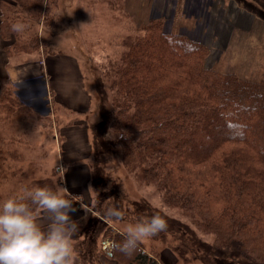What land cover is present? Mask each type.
Returning <instances> with one entry per match:
<instances>
[{
  "label": "rangeland",
  "instance_id": "obj_1",
  "mask_svg": "<svg viewBox=\"0 0 264 264\" xmlns=\"http://www.w3.org/2000/svg\"><path fill=\"white\" fill-rule=\"evenodd\" d=\"M200 1L202 7L207 5V17L204 13L186 17L185 11L196 12L189 9L192 4L186 0H48L44 16L37 21L36 14L24 13L17 22L23 21L27 28L14 34L11 30L6 33L1 20L3 7L13 0H0V81L8 79L12 91L15 88L16 101L21 102L13 106L12 112L0 109V203L20 195L25 186H63L59 149L71 150L78 138L64 137L69 128L63 127L78 117L89 119L93 150L89 158L82 159L92 169L89 187L79 183L78 189L83 193L86 189L87 193L69 194L72 200L79 199L76 205L82 202V208L69 213L79 228L74 243L80 264H116L103 255L104 242H115L116 234H122L127 224L156 214L167 220L168 228L140 246L158 253L163 259L161 264L228 262L215 253L212 256V238L197 230L180 208L167 205L154 185L125 170L113 133L108 131L102 137L104 141L110 138L111 144H102L99 136L108 98L103 68L118 57L123 40L132 35L134 28L146 25L150 19L164 24L174 13V32L185 25L187 29L195 28L206 46L205 65L247 79H259L264 73V0ZM245 11L251 13L252 23L235 25L237 16L241 19ZM48 57L56 64L54 67L65 69L60 70L64 75L60 85L52 80L48 87V77L39 67L41 59ZM45 88L51 92L45 98L46 104L42 97ZM63 96L71 102L72 110L63 104ZM79 174L82 181L87 172ZM112 207L125 212L122 221L108 219L105 213ZM40 223L46 227L48 216Z\"/></svg>",
  "mask_w": 264,
  "mask_h": 264
},
{
  "label": "trees",
  "instance_id": "obj_2",
  "mask_svg": "<svg viewBox=\"0 0 264 264\" xmlns=\"http://www.w3.org/2000/svg\"><path fill=\"white\" fill-rule=\"evenodd\" d=\"M47 1L5 2L6 33L24 13L38 21ZM186 1L196 10L185 11L186 17H207V5ZM173 15L164 24L150 19L134 28L118 57L103 68L108 98L99 136L111 144L102 137L113 133L125 170L154 185L167 205L180 208L212 238V256L227 264H264V73L247 79L205 65L201 37L186 25L174 32ZM9 83L0 81V109L12 112L21 102ZM43 93L45 102L48 90ZM115 237L117 244L123 239L121 233ZM109 259L162 262L141 246L132 255L114 251Z\"/></svg>",
  "mask_w": 264,
  "mask_h": 264
},
{
  "label": "clouds",
  "instance_id": "obj_3",
  "mask_svg": "<svg viewBox=\"0 0 264 264\" xmlns=\"http://www.w3.org/2000/svg\"><path fill=\"white\" fill-rule=\"evenodd\" d=\"M26 28L24 22L11 25L14 34ZM74 210L69 193L58 186H25L20 195L6 198L0 203V264H80L74 243L79 228L69 215ZM42 213L48 214L46 227L40 223ZM105 214L113 221L125 217L118 207L107 209ZM167 228L164 217L152 215L127 224L122 241H105L103 250L109 258L114 251L132 255L144 240Z\"/></svg>",
  "mask_w": 264,
  "mask_h": 264
},
{
  "label": "crops",
  "instance_id": "obj_4",
  "mask_svg": "<svg viewBox=\"0 0 264 264\" xmlns=\"http://www.w3.org/2000/svg\"><path fill=\"white\" fill-rule=\"evenodd\" d=\"M248 13L249 12H247V11H245V13H242L240 15L241 19H239L237 16V20L234 21V24L237 26H242V27L250 25L253 21V18L251 17V13H249V14ZM74 61L75 60L73 59L72 60L73 65H74ZM64 63H66V62L64 61ZM54 65H56V64H54L53 61L49 59V57H48V59L42 58L40 61L39 67H40V69L43 70L45 76L48 77V80H49L48 87L51 86L52 80H56L57 85H60L62 83V79L64 77V75L60 73V70L61 69L65 70V69L63 67H54ZM68 65H70V64H68ZM68 65L66 67V70H68ZM207 66H209V63L207 64ZM10 70H11V68H8V70H7L8 75H9ZM52 87H54L53 84H52ZM48 93H51V92L48 90ZM54 98L56 100V98H58V97L55 96ZM64 98L66 99V101L63 104L66 107H68L70 110H72L71 102L68 100L67 97H64ZM54 105H55V102H54ZM72 120H74L73 124H69V125H66L63 127L65 129H67L66 127L69 128L66 130V134H64V137H66L68 139H71L73 137H78V138L75 140V141H77V143H75L76 146H74L71 150H69L68 147L67 148L63 147L62 149H59L60 160L62 163L61 174H62L63 186H61V187L66 189L70 195L72 193H75L77 196V195H81V193H83L82 190L78 189L79 186H77V185H79V183H83L85 188L89 187L90 171L92 169L89 165V162L82 161V159L83 158H89L91 156L93 148H91L90 141H89V133H88L89 119H86L83 117H78V118L72 119ZM85 147H87V148H85ZM78 155H81V156H78ZM74 156H76V157H74ZM76 159H78V162H75ZM83 171L87 172V174L84 175L86 177L82 181H80L81 175L79 173L83 172ZM80 186H82V185H80ZM85 192L87 193L86 189H85ZM85 192L83 194H85ZM75 200L78 201L79 199L77 197H74V200H72L73 201V208L74 209L79 208V207L82 208V202H80L79 205H76ZM76 210L77 209L72 211V213H75ZM45 216H48V214H46V213L41 214L42 218Z\"/></svg>",
  "mask_w": 264,
  "mask_h": 264
}]
</instances>
